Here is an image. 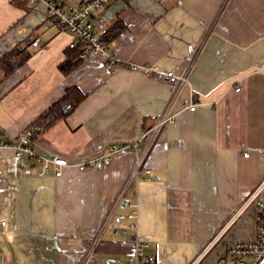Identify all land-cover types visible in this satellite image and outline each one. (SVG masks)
I'll return each mask as SVG.
<instances>
[{
	"label": "crops",
	"instance_id": "obj_1",
	"mask_svg": "<svg viewBox=\"0 0 264 264\" xmlns=\"http://www.w3.org/2000/svg\"><path fill=\"white\" fill-rule=\"evenodd\" d=\"M45 10L0 0V58L23 41L30 55L8 78L0 72L5 140L68 87L87 99L35 139L37 158H100L136 142L170 105L175 122L137 177L131 149L102 168L66 167L56 177L51 167L40 175L42 160L19 167L15 150L0 148V264H134L139 242L148 243L144 264H216L251 243L256 201L264 202V0H112L95 25H124L107 51L115 64L98 53L68 76L60 66L76 40L46 27ZM166 72L189 75L177 97Z\"/></svg>",
	"mask_w": 264,
	"mask_h": 264
},
{
	"label": "built area",
	"instance_id": "obj_2",
	"mask_svg": "<svg viewBox=\"0 0 264 264\" xmlns=\"http://www.w3.org/2000/svg\"><path fill=\"white\" fill-rule=\"evenodd\" d=\"M31 5L43 4L46 11V23L48 27L51 24L57 22L59 26L63 27L64 31L71 34L75 39H79L86 44L87 52L82 54L80 58H86L88 56H94L98 53H106L109 49V44L102 41L103 35L106 33V29L100 31L97 30L95 25V17L99 11L108 7L112 0H82L78 4L63 3L58 0H27ZM40 40H36L32 43L33 46H38ZM107 61L110 65L115 64V58L107 55ZM133 70H143L153 73H158L157 68H149L147 66H132ZM165 81L175 87V97H177L184 86L189 82V75L177 76L173 72L164 73ZM172 107L170 105L168 109L159 115L151 127L143 128L140 138L130 144H115L111 145L103 156L100 158L84 161V162H72L68 159L61 157H38L34 151L33 144L31 143L35 132L29 129L19 137V139L12 140L10 142H4L1 138L2 132L0 131V148H10L15 150L14 160L17 165H21L26 168L31 160H42L44 163L43 170L40 175L51 167L54 170L56 177L62 175V169L66 167H79L85 168L90 164L97 169L108 165L112 156L123 149H131L136 152L135 164L132 172V177H137L143 168V162L152 144L155 142L161 131L168 125L175 122V115L172 114ZM197 103L195 101L189 102V110L195 111ZM40 131V130H39ZM141 142H144L142 148ZM248 157V154H245ZM147 173H150V169H146ZM256 199V197L254 198ZM253 199V200H254ZM257 217H256V236L251 243H239L229 248L227 254L219 258L216 264H260L264 258V202L256 201ZM135 214V212L133 213ZM148 248V243L139 242L137 244V250L132 256L134 264H144L145 252ZM247 259H251V262H247Z\"/></svg>",
	"mask_w": 264,
	"mask_h": 264
},
{
	"label": "trees",
	"instance_id": "obj_3",
	"mask_svg": "<svg viewBox=\"0 0 264 264\" xmlns=\"http://www.w3.org/2000/svg\"><path fill=\"white\" fill-rule=\"evenodd\" d=\"M54 24L62 30L64 29L63 27L59 26L57 22H55ZM124 28L125 27L124 25H122V23H116L110 29L106 30V33L102 37V41L110 45L112 40L116 38L118 34L122 30H124ZM75 40V43L65 50L67 58L60 66L61 71L66 76L70 75L79 67V65L84 61V58H80V56L87 52L86 44L79 39ZM27 43L28 41H23V44H19L12 51L8 52L0 58V72L3 74L4 78H8L9 76H11L29 58L30 55L26 52V47L24 46V44L27 45ZM86 99L87 95L83 93L79 88H66L65 95L49 110H47L37 120H35L30 127L27 128L35 132V136L33 137V139H31V143L34 144L35 139L39 135L47 131L56 123L71 116L75 112L77 107ZM1 137L4 142H10L5 140L3 133L1 134ZM19 137L17 139H19ZM145 263L149 264L147 262Z\"/></svg>",
	"mask_w": 264,
	"mask_h": 264
},
{
	"label": "bare ground",
	"instance_id": "obj_4",
	"mask_svg": "<svg viewBox=\"0 0 264 264\" xmlns=\"http://www.w3.org/2000/svg\"><path fill=\"white\" fill-rule=\"evenodd\" d=\"M25 131H26V130H25ZM25 131H23V133H24ZM259 190H260V189H258V190L255 192L253 198L258 197V194L260 193Z\"/></svg>",
	"mask_w": 264,
	"mask_h": 264
},
{
	"label": "water",
	"instance_id": "obj_5",
	"mask_svg": "<svg viewBox=\"0 0 264 264\" xmlns=\"http://www.w3.org/2000/svg\"><path fill=\"white\" fill-rule=\"evenodd\" d=\"M21 165H19V167H20ZM127 204V202L126 201H124V203H123V207H125V205ZM260 264H264V258H263V260L261 261V263Z\"/></svg>",
	"mask_w": 264,
	"mask_h": 264
},
{
	"label": "rangeland",
	"instance_id": "obj_6",
	"mask_svg": "<svg viewBox=\"0 0 264 264\" xmlns=\"http://www.w3.org/2000/svg\"><path fill=\"white\" fill-rule=\"evenodd\" d=\"M158 137H159V135H158ZM35 142V141H34ZM247 262H251V259H247ZM204 264V263H203Z\"/></svg>",
	"mask_w": 264,
	"mask_h": 264
}]
</instances>
